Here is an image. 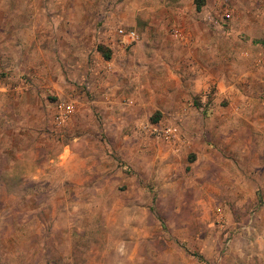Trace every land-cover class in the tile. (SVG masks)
Masks as SVG:
<instances>
[{
    "label": "rangeland",
    "instance_id": "obj_1",
    "mask_svg": "<svg viewBox=\"0 0 264 264\" xmlns=\"http://www.w3.org/2000/svg\"><path fill=\"white\" fill-rule=\"evenodd\" d=\"M36 6L84 11L92 46L45 62L49 47L0 31V264H264V0ZM173 40L206 77L179 114L98 108L103 53ZM59 102L74 109L62 122Z\"/></svg>",
    "mask_w": 264,
    "mask_h": 264
},
{
    "label": "crops",
    "instance_id": "obj_2",
    "mask_svg": "<svg viewBox=\"0 0 264 264\" xmlns=\"http://www.w3.org/2000/svg\"><path fill=\"white\" fill-rule=\"evenodd\" d=\"M71 12H79L75 23L70 19ZM148 13L154 18L157 12L151 9ZM39 14L44 16L40 17ZM84 14L79 8L68 6L39 8L36 0H0V31H12L10 35L14 39L10 40L15 44L22 38L30 44L49 47L39 53L44 55L45 62L54 59L65 61L67 52L52 47L71 45L74 48L70 52L80 60L85 56L84 47L92 44L90 40L93 37V29L87 27ZM122 15L119 23L126 27L137 26V13L125 12ZM153 22L151 19L149 24ZM146 42L149 43L144 38L141 45H148ZM178 44L174 40L167 41L161 53H151L146 46L143 55H126L119 51L111 55L110 60L98 59L102 62L95 66L93 76L104 81L101 86L109 94L107 100L102 98L97 101L98 108L110 107L114 111L121 105L128 106L126 109H130V106H155L165 114H179L188 105L191 93H198L206 87V77L195 75V60L187 53H178ZM94 54V57L99 56L96 52Z\"/></svg>",
    "mask_w": 264,
    "mask_h": 264
},
{
    "label": "built area",
    "instance_id": "obj_3",
    "mask_svg": "<svg viewBox=\"0 0 264 264\" xmlns=\"http://www.w3.org/2000/svg\"><path fill=\"white\" fill-rule=\"evenodd\" d=\"M119 35L125 42L132 43L138 41L139 37L135 31L121 29ZM73 105L66 102H59L57 105V120L65 121L73 113Z\"/></svg>",
    "mask_w": 264,
    "mask_h": 264
},
{
    "label": "trees",
    "instance_id": "obj_4",
    "mask_svg": "<svg viewBox=\"0 0 264 264\" xmlns=\"http://www.w3.org/2000/svg\"><path fill=\"white\" fill-rule=\"evenodd\" d=\"M202 3H200V4H198V6H197V8H198V10H200L201 8H202ZM103 52V51H102ZM104 54V56H105V58L107 59V60H110L111 59V54L110 53H103Z\"/></svg>",
    "mask_w": 264,
    "mask_h": 264
}]
</instances>
